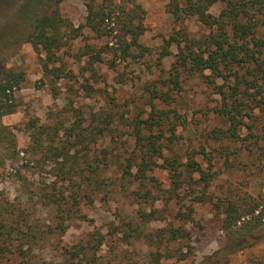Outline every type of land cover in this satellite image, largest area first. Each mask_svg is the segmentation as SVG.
Returning <instances> with one entry per match:
<instances>
[{"label":"rangeland","instance_id":"obj_1","mask_svg":"<svg viewBox=\"0 0 264 264\" xmlns=\"http://www.w3.org/2000/svg\"><path fill=\"white\" fill-rule=\"evenodd\" d=\"M87 1H0V42L6 31L28 24L32 13L56 11L63 19L62 43L49 64L58 69L45 70V48L38 50L29 41L0 44V78L11 70L25 77L14 90L15 112L0 118V126L11 131L0 139V221H6L0 222V264H150L155 251L163 254L164 264H264V222L244 233L247 227H238L253 214L228 229L226 218L231 203L240 211L257 203L264 207V111H255L254 133L244 126L239 136L219 138L214 131L231 124L215 110L221 96L207 77L210 70H184L183 90L173 89V98H156L153 91L172 87L166 82L179 48L174 42L171 54L163 56L166 39L185 32L199 39L210 28L197 16L175 18L171 5L184 0H94L98 9L112 12L95 30L88 24ZM224 7L218 1L209 11L219 15ZM132 15L145 25L140 42L149 50L144 53L135 45L129 54L122 50L132 40L125 36V21ZM259 34L264 36V26ZM161 110L170 116L164 115L166 124H155L152 131L163 129L160 142L169 161L155 157L158 165L144 177L137 176V166L125 173L122 163L134 151L141 153L134 120L151 119ZM108 114L113 121L101 131ZM78 132L87 135L83 141ZM10 143L16 147L9 152ZM63 143L73 147L79 174L72 168L74 174L67 173L70 162L61 169L63 158L56 160L53 147ZM177 156L183 171L179 186L170 166ZM192 156L210 172L208 185L197 173L195 181L185 180ZM86 189L93 201L72 205V195ZM190 205L191 221L179 214ZM171 228L186 232L170 240ZM181 251L188 253L186 260H179Z\"/></svg>","mask_w":264,"mask_h":264},{"label":"trees","instance_id":"obj_2","mask_svg":"<svg viewBox=\"0 0 264 264\" xmlns=\"http://www.w3.org/2000/svg\"><path fill=\"white\" fill-rule=\"evenodd\" d=\"M218 1H223L225 7L219 15H214L209 9ZM87 2L88 24L95 30H99L101 23L109 19L112 12L105 7L98 9L94 0ZM31 3L29 2L27 5ZM170 12L180 21H184L189 16H197L210 28V32L199 39L189 37L186 32L180 36H172L166 39L162 53L163 56L171 54L170 47L174 42L179 48V56L178 61L174 64L173 73L166 82L172 87L166 91L155 88L153 90L155 97L167 99L172 96L171 92L173 89L183 90L181 76L186 69L196 72L210 70L211 74L207 77L217 88V92L221 96V103L215 107V110L219 114L227 116L231 124L228 130L224 131L223 128H219L214 132L217 133L219 138L224 135L228 136V134L239 136V129L245 126L250 132L254 133L257 119L255 111L257 108L264 111V36L259 34L260 27L264 26V0H184L183 5H180L179 2L171 5ZM31 16V21L27 22L28 24L23 23V26L19 30H10L11 32L6 31L4 33L0 42L1 48H5L6 46L11 47V45L17 46L23 40L29 41L38 50L41 47L45 48L49 59L44 62L45 70L58 69V67L51 68L49 64L55 61V59H51L52 56L54 58V48L59 47L62 43L63 34L60 30V23L63 22L62 17L56 11L50 13L44 12L36 16L32 13ZM134 16L136 15L129 16L128 20L125 21V36L129 34L132 38L125 46H122L125 54H129L130 47L133 45L137 46L143 53L149 50L148 47L140 42V37L145 32L143 19L136 22ZM24 78L23 72L17 73L12 70L0 78V118L15 112L17 103L14 98V90L21 86ZM218 80H223V83H217ZM174 111L177 112L176 110ZM154 112L156 110L153 111V115ZM158 112L159 114L151 117V119L138 118L134 120L133 134L136 137V148H139L141 153L134 151L133 157L126 159L128 163H122V166L125 167V173L131 174V167L137 166V176L144 177L148 170H152L158 165L155 157L165 158L169 161L164 155L166 147L164 143L160 142V139L164 136L163 129H160L159 133H154L152 130L155 124H163L164 126L166 123L163 119L165 116L169 117L170 115L169 111L166 110ZM247 119H250L251 123ZM103 120L104 125L101 127V131H105L108 128V124L113 121V116L108 114ZM142 124H145V126ZM76 128H80V126ZM145 128L151 130L149 135L143 133ZM172 130V134H175V127H172ZM9 136H11V131L9 133L6 127L0 126V139ZM77 136L83 141L87 135L78 132ZM37 140H41L40 135H38ZM67 144L63 143L62 147L52 146L57 150L53 154H55L58 162H60L59 158H63L64 161L61 163V169H66V163L70 162L67 173L73 175L74 173L70 172V168H72L75 174H79V164H76L77 158L73 160L72 158L76 156L75 154L71 155L73 147H68ZM71 144L75 146V143ZM10 146L9 152L13 147H16V144L10 143ZM174 150L178 154L181 152L178 145H175ZM209 162L212 165L213 161L211 158ZM86 165L88 170H93V165L90 162ZM170 166L173 182L179 186L180 182H182L181 175L183 173L180 170L181 161L179 156L170 160ZM186 171L188 175L185 180L189 182L195 181L194 174L197 173L200 175L199 180H203L206 185L209 184L211 178L210 172L204 169L201 163L194 159V156L190 157L186 165ZM92 198L93 196L86 189L83 193L72 195V205H78L82 199H91L93 201ZM198 198L199 201L203 200L200 196ZM58 199L61 198L58 197ZM48 204L50 205L51 202H48ZM257 211L258 213L255 214ZM193 212L194 207L190 205L188 212H179V214L182 218L191 221L193 220ZM227 212V229L236 226L239 221L249 214H253V217L249 220H244L242 225L238 227V229L247 227L244 233L255 230L264 222V207L261 208L259 203L254 204L249 210L242 211L231 203L227 208ZM0 222L4 223L6 221L2 220ZM131 223L132 221L127 224L131 225ZM11 232L9 231V234ZM184 232H186L184 228H171L169 230V239L182 238L185 234ZM165 234H167L165 229H162L160 237L164 238ZM1 249L2 246L0 247V253L2 252ZM162 256L163 254L160 251L151 253L150 264H164ZM178 258L179 260H186L188 253L181 251Z\"/></svg>","mask_w":264,"mask_h":264}]
</instances>
